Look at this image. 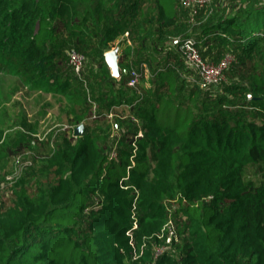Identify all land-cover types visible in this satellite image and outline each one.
<instances>
[{"label": "trees", "instance_id": "1", "mask_svg": "<svg viewBox=\"0 0 264 264\" xmlns=\"http://www.w3.org/2000/svg\"><path fill=\"white\" fill-rule=\"evenodd\" d=\"M124 33L136 67L154 61L150 108L104 61ZM187 37L206 61L234 56L226 74L244 83L223 92L264 96V0H210L192 17L178 0H0V79L65 96L86 123L1 193L0 264H264V119L222 109L224 93L207 94L215 85L194 83L187 100L177 99L185 84L177 47ZM157 47L165 55L152 60ZM68 50L94 68L86 102L74 95L82 83ZM90 100L100 116L87 115ZM131 104L143 131L133 165L130 140L110 157L97 134L102 111ZM249 104L262 106L260 98ZM170 198L183 230L172 248L162 231Z\"/></svg>", "mask_w": 264, "mask_h": 264}, {"label": "rangeland", "instance_id": "2", "mask_svg": "<svg viewBox=\"0 0 264 264\" xmlns=\"http://www.w3.org/2000/svg\"><path fill=\"white\" fill-rule=\"evenodd\" d=\"M123 36L124 34L116 38L111 43L109 49L115 46L119 47L118 54L120 57L119 62L122 70L121 72L128 77L131 69H138L139 67H136L130 58L132 43L127 41ZM161 50L164 51L161 47L152 49V60L165 55ZM177 50L183 59L182 67L184 69L182 70V78L185 80L184 87L179 90L177 99L187 100L189 95H191V85L194 83L198 84V82H200V76L197 70L187 63L179 50V47H177ZM197 50H199V48H197ZM68 65L70 67L69 63ZM141 65H143V69L136 86L131 87L125 84L127 87L126 91L128 90L127 93L131 94V96L135 94L134 99H138L136 103L139 102L140 106L150 105V108L156 101L155 95L153 94V88L155 85L153 76L154 61H147L146 64L142 63ZM89 67L90 66L84 62L83 59L80 71L78 73L73 72L82 83V85L80 84L78 91L75 93L73 92L74 95H83L84 97H87L89 90L88 82L96 76V74L92 72L94 68ZM88 68L91 71L90 74ZM226 72L227 70L225 71L224 78L222 77L216 83L208 85H215V87H209V92H207L209 98L216 99L217 94L224 93L226 98H224V102L221 104L222 109L229 110L231 113L242 117L246 116V110H249L250 112L256 111L258 113L256 121L260 123V121H262L261 118L264 119V96L253 95L251 92H248L246 94L247 98H244L243 96L240 97L239 94L234 95L223 92V90H221L222 87L236 83L237 81L239 83H244V81L238 78L231 79ZM86 85L88 87H86ZM128 88L137 90V93ZM248 95L253 98L248 99ZM259 98L262 106H255V108H252L249 102L251 100H258ZM89 102L90 105L87 107L88 110L86 113L92 118L94 114H97L98 103L92 102L91 100ZM72 103L73 102L69 101L68 98L63 95L43 94L37 90H30L9 77L0 79V196L17 176L23 173L26 169L38 167L44 159H47L56 145L62 144L65 140H71L73 130L76 126L81 124L84 133V130H86V123L76 121V118L71 111L73 109ZM131 105L132 107H129V109L122 106L120 109L114 110V115L112 117L104 116L103 114L101 115L100 121L103 126L101 127L102 129L97 131L99 136L98 144L110 147V157L116 155V148H123L125 141L129 140L131 146L134 145L133 148L130 149V155L133 156V161L136 156H139L140 154V147L139 145L137 146V141L143 136L141 120L133 114L134 105ZM146 111H144V114L147 113ZM105 112L107 111H102V113ZM115 116L119 117L120 125L118 126L114 121ZM131 122L136 124L137 131L141 132V136L135 138L137 132L131 135V131L133 130ZM107 124L115 125L114 127L112 126L109 128L108 133L105 131V126ZM149 150H151V145H148L146 148L147 152ZM147 156L151 157V152L148 153ZM246 173L247 176H254L252 171L248 168L246 169ZM134 197L135 199L133 201L136 205V196ZM95 199L96 198L93 197V201H96ZM167 203L168 206L170 205V211L167 219L164 221L162 231L167 230V235L169 236V241L167 243L169 247L172 248L173 245L180 242L183 230L181 227V221L176 222L174 219L176 216H174L173 199L170 198ZM135 217L136 214L134 210V218ZM172 243L173 245L171 246ZM158 248L160 247H157L156 251ZM160 250L161 249H159L158 252Z\"/></svg>", "mask_w": 264, "mask_h": 264}, {"label": "built area", "instance_id": "3", "mask_svg": "<svg viewBox=\"0 0 264 264\" xmlns=\"http://www.w3.org/2000/svg\"><path fill=\"white\" fill-rule=\"evenodd\" d=\"M180 5L190 9L191 17L202 7L208 5L210 0H178ZM183 57L186 59L187 63L195 68L200 76V82L198 85L201 88L207 87V85L216 83L220 78L225 77V70L229 66L230 62L234 60V56L227 54L220 61L213 62L211 60L206 61L202 58L199 50H197V41L193 37H187L180 41L178 45ZM67 61L70 64L71 69L74 73L80 71L83 56L74 50L66 51ZM143 65L140 64L138 69H131L129 72L126 84L131 87H135L136 83L141 75ZM114 108V107H113ZM120 109L119 106L115 107L113 110L102 113L104 116L112 117L114 115V110ZM100 115H93L92 117H98ZM141 132L137 131L135 138L141 136ZM133 165V156L130 157ZM134 206V205H133ZM134 215V213H133ZM133 225L136 227V219L133 220ZM129 235H131L129 233ZM168 236V235H167ZM166 243L169 241V236L166 237ZM165 245L157 249L156 254L165 249ZM161 249L159 252L158 250ZM136 256V254H135Z\"/></svg>", "mask_w": 264, "mask_h": 264}, {"label": "water", "instance_id": "4", "mask_svg": "<svg viewBox=\"0 0 264 264\" xmlns=\"http://www.w3.org/2000/svg\"><path fill=\"white\" fill-rule=\"evenodd\" d=\"M176 41V40H174ZM104 61L108 67L109 74L116 80L121 78V68L118 64L119 54H118V47L115 46L103 54ZM253 98L252 96L248 95V99ZM83 134L82 125H78L73 130L74 136H81Z\"/></svg>", "mask_w": 264, "mask_h": 264}, {"label": "crops", "instance_id": "5", "mask_svg": "<svg viewBox=\"0 0 264 264\" xmlns=\"http://www.w3.org/2000/svg\"><path fill=\"white\" fill-rule=\"evenodd\" d=\"M215 34H217V33H215ZM213 35H214V34L211 33V34H208L207 36H204L203 38L205 39L206 37H213ZM123 37H124L127 41H129L128 38H127V33H124V36H123ZM214 49H215V48H214Z\"/></svg>", "mask_w": 264, "mask_h": 264}]
</instances>
